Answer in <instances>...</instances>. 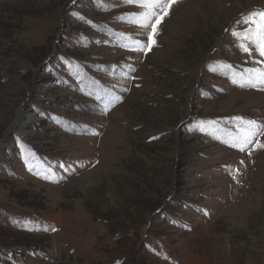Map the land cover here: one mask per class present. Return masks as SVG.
I'll return each instance as SVG.
<instances>
[{
  "label": "rangeland",
  "instance_id": "obj_1",
  "mask_svg": "<svg viewBox=\"0 0 264 264\" xmlns=\"http://www.w3.org/2000/svg\"><path fill=\"white\" fill-rule=\"evenodd\" d=\"M261 9L177 0L145 55L122 0H0V264H264V149L228 143Z\"/></svg>",
  "mask_w": 264,
  "mask_h": 264
},
{
  "label": "snow or ice",
  "instance_id": "obj_2",
  "mask_svg": "<svg viewBox=\"0 0 264 264\" xmlns=\"http://www.w3.org/2000/svg\"><path fill=\"white\" fill-rule=\"evenodd\" d=\"M176 2L177 0H122L124 5L136 6L142 9L139 13L129 14L134 17L131 22L144 30L150 29L147 31L146 43L143 40H135L133 44L136 47L130 50L140 51L147 55L156 46L155 38L159 35V26L169 15L171 7ZM73 3H75V0H73ZM237 23L245 25L242 31L232 33L240 41L237 46L248 54L254 64L258 65V67L247 69L242 74V78L246 80V85L241 86L253 88L264 86V60L253 57L254 51L259 57H264V9L249 12L247 15L242 16ZM130 70L135 71V69ZM97 99H100V97L98 96ZM113 100H119V97L109 99L105 104L104 111H107L108 107L112 105ZM234 119L239 121L243 127L228 142L229 146L240 152L247 151L249 155L254 150L264 149V142L257 138L264 136V125L255 120H245L243 117H235ZM254 138L257 139L254 141Z\"/></svg>",
  "mask_w": 264,
  "mask_h": 264
}]
</instances>
